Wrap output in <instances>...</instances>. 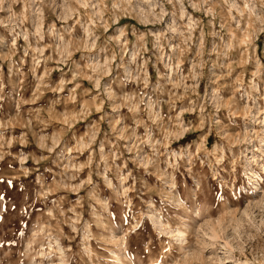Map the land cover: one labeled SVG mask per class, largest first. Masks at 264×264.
I'll list each match as a JSON object with an SVG mask.
<instances>
[{"label": "rangeland", "instance_id": "1", "mask_svg": "<svg viewBox=\"0 0 264 264\" xmlns=\"http://www.w3.org/2000/svg\"><path fill=\"white\" fill-rule=\"evenodd\" d=\"M0 264H264V0H0Z\"/></svg>", "mask_w": 264, "mask_h": 264}]
</instances>
